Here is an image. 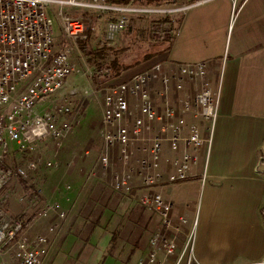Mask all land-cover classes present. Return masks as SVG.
I'll list each match as a JSON object with an SVG mask.
<instances>
[{
    "label": "built area",
    "instance_id": "1",
    "mask_svg": "<svg viewBox=\"0 0 264 264\" xmlns=\"http://www.w3.org/2000/svg\"><path fill=\"white\" fill-rule=\"evenodd\" d=\"M115 1L0 0V193L13 177L30 182L31 173L41 164L38 156L21 166L7 167L3 161L10 151L22 154L34 144L39 150L46 139H53L59 151L79 114H83L86 98L98 100L102 93L99 134L104 148L99 157L100 177L160 216V224L149 238L148 252L138 264H165L166 258L175 253L177 236L187 222L183 214L174 217L173 198L167 191L196 175L190 173L191 168L199 164L198 150L205 143L211 144L220 89L209 79L206 61L177 63L175 67H165L159 61L124 81L97 88L89 77L92 66L83 61L77 42L91 26L89 14L111 15L106 24L110 45L128 26L127 12L147 10L130 8L137 0L124 6ZM50 5L60 8L64 35L70 43L56 53L52 51L54 21L48 13ZM73 49L82 65L73 62ZM69 75L85 78L90 87L74 106L69 99L73 94L69 93H75L76 86L75 81L67 86ZM65 89L69 91L64 93ZM113 157L120 158L121 172L112 171ZM163 162L170 168L166 177ZM47 164L55 166L57 162ZM199 176L202 184L205 172ZM5 199L6 195L0 198V254L12 250L16 264H44L50 239L67 211L57 202L34 198L32 204H41V214L49 217L50 224L45 233L29 236V227L12 218L2 206ZM195 224L176 264L185 250H190L191 264Z\"/></svg>",
    "mask_w": 264,
    "mask_h": 264
},
{
    "label": "crops",
    "instance_id": "2",
    "mask_svg": "<svg viewBox=\"0 0 264 264\" xmlns=\"http://www.w3.org/2000/svg\"><path fill=\"white\" fill-rule=\"evenodd\" d=\"M181 1L174 41L156 63L206 61L220 104L211 144L198 150L200 165L191 168L196 175L167 191L174 217L187 222L165 264L177 263L195 222L191 264H264V0ZM162 168L166 177L170 168ZM189 254L179 264H188Z\"/></svg>",
    "mask_w": 264,
    "mask_h": 264
},
{
    "label": "rangeland",
    "instance_id": "3",
    "mask_svg": "<svg viewBox=\"0 0 264 264\" xmlns=\"http://www.w3.org/2000/svg\"><path fill=\"white\" fill-rule=\"evenodd\" d=\"M181 3V0H177L176 4L157 8L145 7L138 2L131 3L130 8L147 10L127 12L128 26L110 45L129 44L137 47V44L148 35L154 39L168 38L174 33L172 27L175 24L163 25L154 19L165 14L178 18L182 9L178 4ZM59 10L58 6H48V13L54 21L53 53L70 46L64 35ZM108 15L110 14L90 13L91 26L82 39H86L94 32L93 43L104 40L109 45L106 39ZM80 52L83 61L92 66L89 77L92 76L94 84L98 86L97 81L103 79L101 74L105 71L99 69L100 63L96 58H89L81 50ZM70 55L76 65L83 64L75 49ZM155 57V60H159V55ZM153 59L131 65L121 76H131L146 69V66L154 62ZM73 81L76 89L74 88L75 93H69L73 94L69 99L74 106L76 100L81 99L84 90L89 87V83L85 78L76 79L75 75H69L67 86ZM106 84L108 83L101 86ZM68 91L65 89L63 92ZM101 95L102 93L98 94V100L86 98L83 114L81 116L79 114L78 122L59 151L56 150L53 139H46L39 150L35 144L22 154L12 150L3 161L5 166L15 168L40 156L41 164L31 173V181L27 182L34 187L33 191L25 190L20 179L13 177L0 193V198L6 195L2 206L6 211H10L11 217L23 223L27 221L25 227H29V236L45 233L50 224L49 217L41 214V204H32L34 198L39 197L40 201L45 202L49 200L50 203L57 202L61 209L67 211L65 219L60 222L50 239L49 252L44 264H137L145 254L146 243L157 226L159 217L151 209L140 205L136 199H126L128 198L126 194L118 192L109 181L100 177L99 157L104 148L103 139L99 134ZM260 154L262 158V153ZM113 159L112 171L121 172L120 158ZM49 162L57 164L55 166L47 164ZM20 196L23 200H20ZM12 252L9 250L1 255L0 264H14Z\"/></svg>",
    "mask_w": 264,
    "mask_h": 264
},
{
    "label": "trees",
    "instance_id": "4",
    "mask_svg": "<svg viewBox=\"0 0 264 264\" xmlns=\"http://www.w3.org/2000/svg\"><path fill=\"white\" fill-rule=\"evenodd\" d=\"M120 4L126 5L129 0H116ZM138 3H141L145 7H167L169 5L176 4L177 0H137ZM155 22L160 24H170L174 25L172 28L175 32L178 25L181 22V16L178 18H173L169 14L156 17ZM137 34V30L136 33ZM94 32H91L86 39L78 40V47L83 54L87 55L89 58L93 57L98 60L99 69L102 72L103 79L98 80V86H101L105 83H118L124 81L131 76L122 77L123 71L130 67L131 65L139 61H148L151 58H154V62L147 67L154 65L157 62L155 56L169 50L172 42L174 41V33L168 38H158L154 39L152 36H146L143 41L136 43L138 46L132 45H108L104 40H99L96 44L93 43ZM262 158L260 162L264 165V143L261 149ZM20 179V178H19ZM20 182L25 190H32L33 186L28 185L23 179H20ZM127 199V198H126ZM24 225L28 224L27 221L23 223Z\"/></svg>",
    "mask_w": 264,
    "mask_h": 264
}]
</instances>
